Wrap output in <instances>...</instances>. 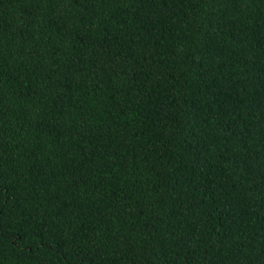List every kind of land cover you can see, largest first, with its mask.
<instances>
[{
	"label": "trees",
	"instance_id": "1",
	"mask_svg": "<svg viewBox=\"0 0 264 264\" xmlns=\"http://www.w3.org/2000/svg\"><path fill=\"white\" fill-rule=\"evenodd\" d=\"M0 264H264V0H0Z\"/></svg>",
	"mask_w": 264,
	"mask_h": 264
}]
</instances>
